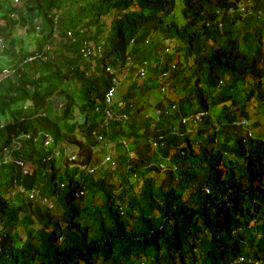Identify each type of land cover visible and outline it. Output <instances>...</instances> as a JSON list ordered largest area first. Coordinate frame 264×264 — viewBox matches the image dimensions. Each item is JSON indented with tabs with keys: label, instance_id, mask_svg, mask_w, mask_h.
<instances>
[{
	"label": "trees",
	"instance_id": "trees-1",
	"mask_svg": "<svg viewBox=\"0 0 264 264\" xmlns=\"http://www.w3.org/2000/svg\"><path fill=\"white\" fill-rule=\"evenodd\" d=\"M0 45L25 60L0 57V264H264V0H0ZM121 71L141 83L108 125ZM166 85L183 97L148 116ZM109 142L119 191L99 178Z\"/></svg>",
	"mask_w": 264,
	"mask_h": 264
},
{
	"label": "rangeland",
	"instance_id": "rangeland-1",
	"mask_svg": "<svg viewBox=\"0 0 264 264\" xmlns=\"http://www.w3.org/2000/svg\"><path fill=\"white\" fill-rule=\"evenodd\" d=\"M244 5H242L241 7H243ZM117 18L116 15H110L106 18H104L103 20L106 22L107 26L110 27L113 22L115 21V19ZM108 34V30L106 29L105 30ZM162 39L161 38H158V42H160ZM167 44V43H166ZM162 50L165 51L166 49V46L163 45V47L161 48ZM172 47H171V51L172 52ZM169 52V53H170ZM16 54L15 53H12V54H6L4 55L3 53L1 54V60L3 61V63L8 67V69L10 71H14L17 67L21 66L22 64H24L25 60L24 58H21V59H16ZM173 65V64H172ZM141 68V67H140ZM139 68V69H140ZM176 68V67H175ZM138 69V71H139ZM148 69V67H147ZM170 69H171V65H170ZM115 70V69H114ZM127 71H121L119 74H118V79H119V82L115 84L114 86V89L115 90V100L117 101H123V98L126 97V95L128 94V91H129V88L132 84V82H135L136 83H141V81H139V79L141 78H136L135 80H132L131 81L126 78L128 76V73H126ZM138 74V73H137ZM139 76V75H138ZM152 76L151 72L148 70V78H150ZM169 78H170V75H169ZM141 80H145V79H141ZM164 87V86H163ZM162 87V88H163ZM161 88V90H162ZM167 92L162 94L161 93V90L158 91H152L151 94H149L148 96H146L144 98V101H140L142 102V104H144V106L149 110L148 111V116L150 117H157L158 115V112L160 111V106L162 105L163 107H166V108H169L170 104L171 103H178V101L183 97V94L182 93H173L172 91L170 92L168 90V86L166 85L165 86ZM56 99V97L54 98ZM80 105V103H79ZM249 112H250V129H251V132L257 134V135H260L261 133L264 134V106H262L260 108L259 105L257 104H251V106L248 108ZM176 124H178V122H176ZM255 124H258L257 126ZM198 128V125L197 127ZM80 138V137H79ZM123 146L124 148H126L127 152L131 153L132 151V144L131 142L128 143V141H125L123 140ZM110 144V142H109ZM111 146V149L109 150L106 149L105 151V148L104 149H101L100 151H95L96 153V157H98V159L101 160L102 162V165H105L104 167L106 168L105 171L110 170L109 174H107L108 172H104V174H100L99 178H101L103 176V178L105 180H115V183H116V188L118 189V191L121 189L120 188V181H121V178L119 177V174L116 169H118V166H123L125 167V165L127 164V159L123 158V154L122 153H117L116 152V149H115V143H112L110 144ZM66 154L67 155H70V149H67L66 150ZM76 155V159H78V155H77V151L75 153ZM134 157L133 155H131L130 158ZM123 161L120 162V161ZM151 175H154L153 173H151ZM164 176V174L162 173L160 175V179ZM159 179V180H160ZM161 181H159L160 183ZM117 191V190H116ZM117 193V192H116ZM87 202H90V198L88 197L87 198ZM44 203H46L44 201ZM89 204V203H87ZM50 207H52V204H49Z\"/></svg>",
	"mask_w": 264,
	"mask_h": 264
},
{
	"label": "built area",
	"instance_id": "built-area-1",
	"mask_svg": "<svg viewBox=\"0 0 264 264\" xmlns=\"http://www.w3.org/2000/svg\"><path fill=\"white\" fill-rule=\"evenodd\" d=\"M245 11V6L241 7V12H244ZM133 42V41H132ZM149 43V42H147ZM174 45H172L171 43L170 44H167V47L165 49V52L166 53H169L171 51V47H173ZM82 53H83V56L84 58H91V57H97L98 54L102 53V48L100 46H96L95 44L91 43V42H85L84 43V47L82 49ZM175 69V66L174 65H171V69L170 70H174ZM108 73L110 74H113L115 73V70L114 68H108ZM138 77L141 78V79H146L148 77V69L147 67H141L138 71ZM170 75V72H167V73H164L162 74L160 77H159V80L162 82L163 80H167V78L169 77ZM114 83L116 84L117 82L114 81ZM115 90L114 87L107 93L106 95V107L104 109V112H105V115H104V119L106 121V123L108 125L110 124H119V123H122V124H125L126 122L128 123L130 120H129V116L127 115H119L115 112V110L113 109V105H114V99H115ZM167 90L165 87L162 88L161 90V93L164 94L166 93ZM176 107L172 106V109L171 110H175ZM159 114H161V112L159 111L158 112V116ZM195 119H199L200 118V114L195 116L194 117ZM191 120V117H188V118H185L184 119V123H187ZM242 125L246 126L245 125V122L242 123ZM153 147L156 149L158 147V143L157 142H154L153 143ZM161 169H165V165L164 164H161L160 166ZM239 262H243V259H240Z\"/></svg>",
	"mask_w": 264,
	"mask_h": 264
},
{
	"label": "clouds",
	"instance_id": "clouds-1",
	"mask_svg": "<svg viewBox=\"0 0 264 264\" xmlns=\"http://www.w3.org/2000/svg\"><path fill=\"white\" fill-rule=\"evenodd\" d=\"M2 51H3V47H2V45H0V56H1V54H2ZM8 70H9V69H8ZM9 71H10V70H9ZM105 107H106V97H105ZM104 109H105V108H104ZM26 137L29 138L28 135H27ZM52 143H53L52 138H51V137H48V140L45 142V145L50 146ZM75 150H76V149L70 150V155H68V156L71 157V158H70L71 160H75V159H76V155H75L76 151H75ZM76 160H77V159H76Z\"/></svg>",
	"mask_w": 264,
	"mask_h": 264
}]
</instances>
